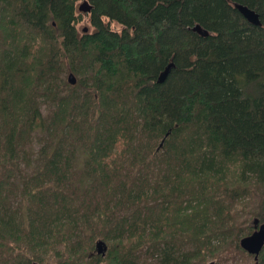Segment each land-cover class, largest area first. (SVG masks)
Segmentation results:
<instances>
[{"label":"trees","instance_id":"1","mask_svg":"<svg viewBox=\"0 0 264 264\" xmlns=\"http://www.w3.org/2000/svg\"><path fill=\"white\" fill-rule=\"evenodd\" d=\"M79 1L0 0V264L253 258L264 0Z\"/></svg>","mask_w":264,"mask_h":264},{"label":"water","instance_id":"2","mask_svg":"<svg viewBox=\"0 0 264 264\" xmlns=\"http://www.w3.org/2000/svg\"><path fill=\"white\" fill-rule=\"evenodd\" d=\"M234 6L239 10V12L244 16V18L248 22L255 25L260 24L259 14L254 8L249 7L248 5L243 4L241 2H235ZM78 9L83 12H89L91 9V4L88 0H81L78 3ZM192 29L199 32L202 35L208 34V30L201 27L199 23L193 25ZM83 30L86 31L87 26H84ZM172 66H173V62L170 61L165 66V68L158 74L157 80L162 81L166 77L167 73L169 72ZM67 80L70 83H75L76 77L72 72H69L67 74ZM253 225H254V229L250 233L241 236V238L239 239V244L246 252L253 255L254 258L253 264H257L258 254L262 246L264 245V221H259V219L255 217L253 220ZM96 249L98 252L101 253L105 252L106 244L104 243L103 240L101 239L97 240ZM32 264H41V263L33 262ZM210 264L213 263L211 262Z\"/></svg>","mask_w":264,"mask_h":264},{"label":"rangeland","instance_id":"3","mask_svg":"<svg viewBox=\"0 0 264 264\" xmlns=\"http://www.w3.org/2000/svg\"><path fill=\"white\" fill-rule=\"evenodd\" d=\"M80 2V1H79ZM89 14L87 13V12H82V15H81V17H80V20H79V22H78V24H77V26H78V28H79V30L83 27V26H88L89 28H91V25H90V22H89ZM112 25H113V27L114 28H117V29H119L120 28V25L119 24H117V23H112ZM253 224L251 223V226H252ZM253 230V229H252ZM251 230V231H252ZM209 263H213V264H217V263H215V260H209L208 261ZM238 264H250V263H253L254 262V259L252 258V257H250V258H248V259H246V258H244V259H238ZM223 264H227V263H223Z\"/></svg>","mask_w":264,"mask_h":264},{"label":"flooded vegetation","instance_id":"4","mask_svg":"<svg viewBox=\"0 0 264 264\" xmlns=\"http://www.w3.org/2000/svg\"><path fill=\"white\" fill-rule=\"evenodd\" d=\"M253 229H254V225H253Z\"/></svg>","mask_w":264,"mask_h":264}]
</instances>
